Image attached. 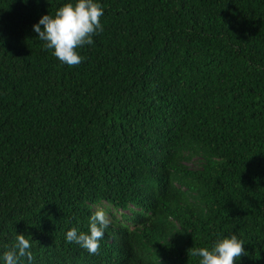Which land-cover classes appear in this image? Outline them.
Segmentation results:
<instances>
[{"label": "trees", "instance_id": "obj_1", "mask_svg": "<svg viewBox=\"0 0 264 264\" xmlns=\"http://www.w3.org/2000/svg\"><path fill=\"white\" fill-rule=\"evenodd\" d=\"M67 2L0 0V264L18 234L31 264H199L232 235L264 264V0H95L75 67L33 30ZM98 208L92 255L66 234Z\"/></svg>", "mask_w": 264, "mask_h": 264}, {"label": "clouds", "instance_id": "obj_2", "mask_svg": "<svg viewBox=\"0 0 264 264\" xmlns=\"http://www.w3.org/2000/svg\"><path fill=\"white\" fill-rule=\"evenodd\" d=\"M103 15V6L95 0H76L75 3H65L54 16H42L33 30L38 34L39 40L45 42L44 47L52 49L53 55L61 63L75 67L86 59L79 49L93 44V37L103 32ZM110 223L107 212L98 208L90 217L89 231L85 233L73 227L66 234V242H75L90 254H98L100 241ZM244 254V241L236 235L217 240L211 249L202 247L189 250V256L200 258L199 264H234ZM25 257L29 264L34 260L32 243L24 234H18L15 244L4 252L3 259L5 264H20L21 258Z\"/></svg>", "mask_w": 264, "mask_h": 264}, {"label": "rangeland", "instance_id": "obj_3", "mask_svg": "<svg viewBox=\"0 0 264 264\" xmlns=\"http://www.w3.org/2000/svg\"><path fill=\"white\" fill-rule=\"evenodd\" d=\"M115 216H118L117 214H114Z\"/></svg>", "mask_w": 264, "mask_h": 264}]
</instances>
